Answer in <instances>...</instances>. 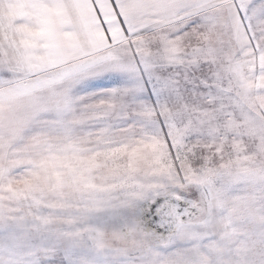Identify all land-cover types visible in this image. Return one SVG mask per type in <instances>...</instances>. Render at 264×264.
Listing matches in <instances>:
<instances>
[{
    "label": "snow or ice",
    "instance_id": "1",
    "mask_svg": "<svg viewBox=\"0 0 264 264\" xmlns=\"http://www.w3.org/2000/svg\"><path fill=\"white\" fill-rule=\"evenodd\" d=\"M0 264H264V0H0Z\"/></svg>",
    "mask_w": 264,
    "mask_h": 264
}]
</instances>
